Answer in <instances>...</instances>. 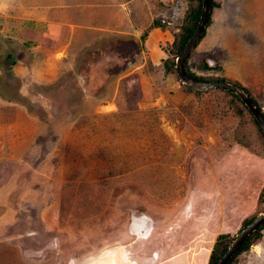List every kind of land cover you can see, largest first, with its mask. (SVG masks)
Returning a JSON list of instances; mask_svg holds the SVG:
<instances>
[{"label":"rangeland","instance_id":"obj_1","mask_svg":"<svg viewBox=\"0 0 264 264\" xmlns=\"http://www.w3.org/2000/svg\"><path fill=\"white\" fill-rule=\"evenodd\" d=\"M75 1L0 0V264H165L210 253L218 234L234 239L264 212V149L237 143L244 120L227 94H186L166 76L188 1L128 6L163 23L155 37L108 28L119 0ZM212 1L209 36L191 53L264 115V0ZM124 51L117 68L131 65L108 83ZM233 264H264V228Z\"/></svg>","mask_w":264,"mask_h":264},{"label":"trees","instance_id":"obj_2","mask_svg":"<svg viewBox=\"0 0 264 264\" xmlns=\"http://www.w3.org/2000/svg\"><path fill=\"white\" fill-rule=\"evenodd\" d=\"M187 1H188V4L186 7V10L184 11V15L182 16L181 23L178 25L179 27L177 29V32H175L174 39L173 41H171L170 48L168 49V53L170 54V57L166 58L163 63L166 76H168L169 74H173L176 77L177 81H178V78L176 76V71H175V59L180 53L185 43L191 37L195 28L197 27V22L199 19L200 7H201V0H187ZM210 6H211V9L215 7L214 1L211 0ZM209 23H210V15L208 17V22H207L208 26L210 25ZM155 25L161 26L163 25V23L156 21ZM7 57L9 58V54L7 55ZM218 67L219 66L215 64V61H212V59L207 58L206 55L205 56L197 55L196 58H194L192 53L188 55L186 62L184 64V69H185L186 74L194 79H197L201 82H213V81L226 82L225 79L223 78L209 77L210 76L209 74L215 73L218 71L219 69ZM231 84L242 88L249 95L247 90L243 88L241 85L237 83H231ZM180 85L182 86L183 90L186 93H192L195 96H200L204 94V92L193 90L185 85H182L181 83ZM214 91H217V92L221 91L227 94L230 97L229 99L230 106H232L231 113L234 115L235 118H238L239 121L240 119L244 120V122L239 125L240 137L235 139V140H239L237 143H239L240 146L244 148L246 151H249L248 148L254 144L260 145L261 148L264 149V137L262 135V132L258 124L256 123V121L254 120L250 112L248 111V109L244 106V104L233 94L226 92V91H222L221 89H211L209 92L215 93ZM251 99L256 105L257 109L261 112L257 103L253 100V98ZM262 116L264 118L263 114ZM249 125H251L252 127V132L248 129ZM253 220H254V217L244 220L241 229L249 225ZM133 223H134V220L131 218L129 227H131ZM263 228H264V223L260 227H258V229L255 232H253L249 237H247L244 240L240 248L237 250L234 256L227 262V264H233L235 258L240 253L246 251L254 241L258 240L260 237V231ZM232 239L233 237H231L230 239V235L227 233L218 234L215 238L213 247L208 255L207 264H217L219 258L227 250V247L229 246L230 241Z\"/></svg>","mask_w":264,"mask_h":264},{"label":"water","instance_id":"obj_3","mask_svg":"<svg viewBox=\"0 0 264 264\" xmlns=\"http://www.w3.org/2000/svg\"><path fill=\"white\" fill-rule=\"evenodd\" d=\"M211 0H201L200 14L197 22V27L192 33L191 37L185 43L180 53L175 59V71L179 82L193 90L204 92L210 89H221L227 91L236 96L248 109L256 123L258 124L262 135L264 137V118L262 112H260L251 97L240 87H237L228 82L213 81V82H201L188 76L184 69V64L188 55L195 49L196 45L201 41L206 29L208 28V17L210 15ZM102 110V108H101ZM264 223V212L257 216L249 225L244 227L239 234L232 240L227 247L225 253L219 258L217 264H227V262L234 256L237 250L240 248L244 240L255 232L258 227ZM71 264V263H69Z\"/></svg>","mask_w":264,"mask_h":264},{"label":"crops","instance_id":"obj_4","mask_svg":"<svg viewBox=\"0 0 264 264\" xmlns=\"http://www.w3.org/2000/svg\"><path fill=\"white\" fill-rule=\"evenodd\" d=\"M69 1H71V0H69ZM97 1V0H96ZM135 1H139V0H119L118 1V3L119 2H122V3H120V4H122V8H123V10H122V12H119V16L117 17V19H115V18H113V20H110V24H109V27L108 28H110L111 26H113V25H115V24H117L118 23V21H120V22H122L123 23V27L124 28H126L125 29V31H121V30H116L115 32H114V34L116 33V34H119V35H125L124 33H126L128 36H130V35H132V33H129V32H131L129 29L131 28V26L133 25L134 27H137V30H138V28H140V29H142V27H144V28H146V29H148L149 31H148V33H149V37H151V36H153V37H155L156 35H158V34H160L159 32V30L160 29H163V31H164V28H162V27H160V26H156V25H154V22H156L154 19L155 18H152V16H151V18H149L148 19V21L147 22H145V23H143L142 21H141V15H142V13L141 12H132L129 8H128V6H130L133 2H135ZM81 2V1H80ZM98 2V1H97ZM166 2H171L170 0H143V4H144V6H146L147 7V11H149L150 13H152V11H155L156 9H155V7L156 8H158V7H160L161 5H162V3L164 4V3H166ZM75 3H78V0H76L75 1ZM214 8V7H213ZM158 12V11H157ZM154 17V16H153ZM131 23V24H130ZM153 25V26H152ZM212 25H214V24H212ZM150 27V28H149ZM209 27V26H208ZM128 29V30H127ZM166 29V28H165ZM208 29V28H207ZM206 29V30H207ZM206 32V31H205ZM141 33V32H140ZM144 33V32H143ZM175 34V33H174ZM142 35V34H141ZM145 35V34H144ZM143 36V35H142ZM209 35H208V33L206 34V37H208ZM211 36V35H210ZM110 37V36H109ZM112 37H115V36H111L110 38H112ZM118 37V36H117ZM131 37H133V35L131 36ZM138 37H140V36H138ZM174 37V36H173ZM206 37H204L203 36V38L201 39V40H204ZM129 39H131V38H129ZM174 39V38H173ZM155 40V39H154ZM173 41V40H172ZM135 42H138L137 40H133V39H131L130 40V43H133L134 45H135V47L137 46V44L135 43ZM200 43V42H199ZM199 43L197 44V45H199ZM196 45V46H197ZM146 46V45H145ZM200 46V45H199ZM54 49V48H53ZM137 51L139 50V49H136ZM54 53V52H53ZM52 53V54H53ZM137 54H139V52H137ZM54 55V54H53ZM52 56V55H51ZM128 65L130 66L131 64L130 63H128L127 64V66L125 65L123 68H122V70L118 73V74H116L114 77H112V79L111 80H109V83H112V81H114V80H116V78H118L121 74H123L125 71H126V69H127V67H128ZM172 74H169L168 76H171ZM122 77V76H121ZM120 77V78H121ZM181 90H183V88L181 89ZM184 91V90H183ZM184 93V92H183ZM185 94V93H184ZM186 94H192V93H186ZM192 95H194V94H192ZM162 225H160L159 226V228L158 229H160L159 230V232L160 231H162V229L164 228V226L165 225H163V223H161ZM162 226H163V228H162ZM153 229H154V226H153V224H150V226L148 227V229H147V231L145 232V236L146 237H144V239H148V236L152 233V231H153ZM161 233H163V237H164V230H163V232H161ZM147 241H149V240H147ZM155 242V240H153V241H151L150 242V244L151 243H154ZM147 246L148 245H146V244H142L141 245V249L142 250H144V249H146L147 248ZM159 247H157L156 249H155V251H151V258H152V260H156L157 258H159L158 257V254H160V253H162V250L161 249H158ZM157 250H159V251H157ZM148 251V249H146V251L145 252H147ZM157 251V252H156ZM209 251L207 250V249H205L204 250V252L203 253H200L199 254V256L197 257L196 255L195 256H193V254L194 253H191V251H187V252H185V251H183L182 250V252H180V253H178V254H175L173 257H172V259L173 260H167L166 261V263L165 264H174V262H176V261H178V262H180L181 264H207V259H208V255H209V253H208ZM122 256V255H121ZM193 256V257H192ZM175 260V261H174ZM192 260H194V263L192 262ZM204 260H205V262H204ZM132 262L133 261H129V263L130 264H132ZM157 264V263H156ZM176 264V263H175Z\"/></svg>","mask_w":264,"mask_h":264},{"label":"flooded vegetation","instance_id":"obj_5","mask_svg":"<svg viewBox=\"0 0 264 264\" xmlns=\"http://www.w3.org/2000/svg\"><path fill=\"white\" fill-rule=\"evenodd\" d=\"M131 44H132V43H131ZM124 52H125V51H124ZM132 53H133V52H132ZM130 54H131V52L128 53V54L126 55V52H125V56H123V55L121 54V57H120V58H116L115 60H113L115 64L111 65V66H110V69H109L108 71L105 72L106 79H107V82H108V83H109V80L112 79V77H114L116 74H118V73L121 71V69L118 70L117 66H121L122 63H123V65H124V64L127 62V59H129ZM134 54H135V53H133V55H134ZM109 59H110V58H109ZM96 66H97V65H96L95 61H91L90 68H96ZM116 68H117V69H116ZM89 70H90V69H89ZM88 75H89L88 72H86L85 74H83V76H84L85 78H87ZM101 78H102V77H101ZM103 79H105V78H102V80H100V82H102ZM97 80H98V79H97ZM97 80H95V81H97ZM86 83L90 84V83H91V80H90V79H89V80H86Z\"/></svg>","mask_w":264,"mask_h":264},{"label":"bare ground","instance_id":"obj_6","mask_svg":"<svg viewBox=\"0 0 264 264\" xmlns=\"http://www.w3.org/2000/svg\"><path fill=\"white\" fill-rule=\"evenodd\" d=\"M139 221L137 219L134 220L133 227H135L136 230L139 229L141 226V223Z\"/></svg>","mask_w":264,"mask_h":264},{"label":"clouds","instance_id":"obj_7","mask_svg":"<svg viewBox=\"0 0 264 264\" xmlns=\"http://www.w3.org/2000/svg\"><path fill=\"white\" fill-rule=\"evenodd\" d=\"M177 76V75H176ZM16 94H17V92H16ZM18 96V95H17Z\"/></svg>","mask_w":264,"mask_h":264}]
</instances>
